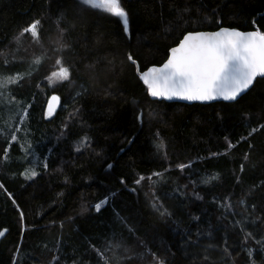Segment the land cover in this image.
I'll return each instance as SVG.
<instances>
[{
	"label": "trees",
	"instance_id": "obj_1",
	"mask_svg": "<svg viewBox=\"0 0 264 264\" xmlns=\"http://www.w3.org/2000/svg\"><path fill=\"white\" fill-rule=\"evenodd\" d=\"M124 6L127 33L118 18L81 0H0V76L24 75L2 99L28 109L20 141L31 143L38 165V175L25 178L20 144L0 133V264H97V250L108 264H264V240L256 243L264 237V77L230 103H167L149 98L128 59L141 69L160 65L187 32L264 31V0ZM37 19L39 42L20 36ZM58 58L71 78L53 89L46 77ZM52 94L65 106L45 118ZM189 161L192 168H176ZM154 172L163 175L148 180ZM210 175L218 179L202 184ZM153 192L171 217L152 207Z\"/></svg>",
	"mask_w": 264,
	"mask_h": 264
},
{
	"label": "snow or ice",
	"instance_id": "obj_2",
	"mask_svg": "<svg viewBox=\"0 0 264 264\" xmlns=\"http://www.w3.org/2000/svg\"><path fill=\"white\" fill-rule=\"evenodd\" d=\"M81 2L85 6H91L94 10L102 11L118 18L122 22L123 31L125 33L129 31V13L124 6V0H81ZM40 25V20H33L21 30L20 36L29 34L34 41L39 42ZM16 39L19 40V36ZM128 59L133 65H137L136 60L131 55L128 56ZM5 63H8V61H5ZM35 63H40L39 58L36 59ZM53 67L54 70L46 77L49 85L70 81V66H65L62 59H56ZM137 73L139 79L146 85L147 93L151 97H163L165 99L179 98L199 102H209L219 98L225 101H237L238 97L249 89L257 76L264 77V31H260L259 29L240 31L236 28L219 27L217 31L187 32L183 34L182 39L179 40L176 46L169 49L168 57L162 65L145 66L143 69L137 65ZM27 75L30 76L31 72L27 73ZM23 79L24 75L19 72L12 76H0V90L6 89L9 85H16ZM59 103L60 97L53 94L48 99L44 117L51 118ZM23 111L25 114L28 113L27 108H24ZM78 114L79 109H76L74 112L69 113L68 119L71 120ZM25 118V115L21 116V120ZM63 127L66 128L67 123ZM260 127H264V125H260ZM257 130V128H252L248 135L251 136ZM0 133H2V130H0ZM17 139V135L12 133L11 141H16ZM241 139H246V137H241ZM87 142L88 138L86 136L81 138L76 150L80 151L81 148L86 147ZM28 147L32 148L31 143L28 144ZM156 147L158 150L163 151L165 144L160 140ZM227 147L231 149L234 145L229 142ZM7 152L8 148H5V159L7 158ZM44 166L47 167L46 164ZM192 166L193 162L189 161L188 163H178L176 168L183 172L185 169L192 168ZM108 167H111V165ZM21 174L25 175L28 179L38 175L35 168L31 170L25 169ZM162 175L160 172H154L147 179L151 181L153 176L162 177ZM216 179H218L217 175H210L201 180V183L207 185ZM143 180H145V177L141 175L134 183L140 185ZM121 183H124L123 179H121ZM191 183H195V181H191ZM0 187H3V185H0ZM152 196V207L159 212L160 216L171 217L172 213L167 208H164L163 204L157 203L161 197L157 196L155 192L152 193ZM107 199L108 197H105L97 202L94 205L95 209L99 211ZM197 199H201V197L197 195ZM225 206L229 211L231 210L230 204ZM254 208L255 206H253ZM117 216H119V213H117ZM194 219L198 221L199 217ZM240 224L241 221L235 222V225ZM240 230L244 231L242 227ZM3 235L4 232L0 231V236ZM249 237L254 238L253 233L245 232V240ZM262 240H264V237L256 240V243L260 245L262 244ZM93 248L95 249V246ZM227 251L226 247L225 252ZM97 255V264L101 260H103V264H108L103 252L97 250ZM152 255L155 259V253ZM249 255H252L251 250H249ZM125 258L132 259V257ZM52 259L53 261H57L59 258L54 256ZM158 264H164V261L159 260Z\"/></svg>",
	"mask_w": 264,
	"mask_h": 264
},
{
	"label": "rangeland",
	"instance_id": "obj_3",
	"mask_svg": "<svg viewBox=\"0 0 264 264\" xmlns=\"http://www.w3.org/2000/svg\"><path fill=\"white\" fill-rule=\"evenodd\" d=\"M47 83H48V81H47ZM57 83H54L52 85H49V83H48V86L50 88L54 89V87ZM3 90H0V93H2V94H0V130H2L1 135H6L5 130H7V135H8L9 141L10 142H16L17 144H20V146H21L20 147L21 148L20 153L22 152L21 154L23 155V160L22 159L19 160L20 168L22 166V169H23V167L25 168V166L27 165L26 169L31 170L32 168H35V170H36L38 165H37V154L35 153L34 148H29L27 143H25V142L22 143L20 141V139L25 140V137L22 138V136H24V132L21 128L22 123L24 121V120H21V116L25 115V114L22 113L23 111L21 112L20 110H17L15 108L17 105L9 106L8 104H5L6 103L5 101L7 99H4V101H3L2 97L6 98V96L4 97V94L8 96V92H6L5 90H4L5 92H3ZM64 106H65V104H63V105L60 104L59 108L62 109V108H64ZM11 115H15L16 117L18 116L17 117L18 120L9 119L8 116H11ZM6 118L9 119L8 120V126H7V122H6L7 119ZM12 133H15L17 135L18 139L16 141H11V134ZM20 135H21V137H20ZM10 142L8 144V147H7L8 148L7 154H10V152H11L10 144H12V143H10ZM23 176L26 178L25 175H23Z\"/></svg>",
	"mask_w": 264,
	"mask_h": 264
},
{
	"label": "water",
	"instance_id": "obj_4",
	"mask_svg": "<svg viewBox=\"0 0 264 264\" xmlns=\"http://www.w3.org/2000/svg\"><path fill=\"white\" fill-rule=\"evenodd\" d=\"M215 31H217V30H215ZM204 32H209V31H204ZM182 39V38H181ZM177 45V44H176ZM175 45V46H176ZM174 47V46H173ZM168 54H169V51H168ZM167 57H168V55H167ZM167 59V58H166ZM165 59V60H166ZM131 62V61H130ZM132 63V62H131ZM164 63V62H163ZM162 63V64H163ZM162 64H160V65H162ZM160 65H156V66H160ZM135 66V72H136V74H137V76H138V73H137V65H134ZM257 77H261V76H257ZM256 77V78H257ZM138 78H139V76H138ZM140 80V79H139ZM141 81V80H140ZM142 82V81H141ZM143 83V82H142ZM253 85V84H252ZM251 85V86H252ZM146 86V85H145ZM251 86L249 87V89L251 88ZM249 89H247L245 92H247ZM244 92V93H245ZM244 93H242L240 96H242ZM148 94V93H147ZM53 95V94H52ZM52 95H50L49 97H48V99L52 96ZM55 95H57V94H55ZM58 96V95H57ZM148 96H149V98L151 99V100H161V101H165V102H167V103H179V104H185V105H189V104H211V103H218V102H226V103H230V102H233V101H225V100H223L222 98H219V99H216V100H213V101H209V102H199V101H187V100H182V99H179V98H172V99H165V98H163V97H161V98H155V97H151L149 94H148ZM239 98V97H238ZM48 99H47V102H48ZM59 106H60V103H59V105L56 107V111L58 110V108H59ZM46 108H47V103H46ZM55 111V112H56ZM3 232H4V235L3 236H0V240L5 236V233H6V230H2Z\"/></svg>",
	"mask_w": 264,
	"mask_h": 264
},
{
	"label": "bare ground",
	"instance_id": "obj_5",
	"mask_svg": "<svg viewBox=\"0 0 264 264\" xmlns=\"http://www.w3.org/2000/svg\"><path fill=\"white\" fill-rule=\"evenodd\" d=\"M248 92V91H247Z\"/></svg>",
	"mask_w": 264,
	"mask_h": 264
}]
</instances>
